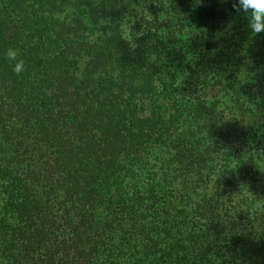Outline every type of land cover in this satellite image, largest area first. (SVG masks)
<instances>
[{"label": "trees", "instance_id": "obj_1", "mask_svg": "<svg viewBox=\"0 0 264 264\" xmlns=\"http://www.w3.org/2000/svg\"><path fill=\"white\" fill-rule=\"evenodd\" d=\"M233 3L0 0V264H264V33Z\"/></svg>", "mask_w": 264, "mask_h": 264}, {"label": "clouds", "instance_id": "obj_2", "mask_svg": "<svg viewBox=\"0 0 264 264\" xmlns=\"http://www.w3.org/2000/svg\"><path fill=\"white\" fill-rule=\"evenodd\" d=\"M233 8L238 13H243L248 17V27L254 34L264 33V0H234ZM75 9L71 5H65L62 10L54 13V19L58 22H70L75 14ZM105 21H102L104 23ZM107 22V21H106ZM120 37L125 40L131 48L136 47L135 39L143 33H133L132 25L128 17H125L119 24ZM97 36L99 33L96 34ZM96 36H90L89 42H93ZM5 60L12 65V71L21 75L25 71V61L21 56L20 49L9 47L4 52Z\"/></svg>", "mask_w": 264, "mask_h": 264}]
</instances>
